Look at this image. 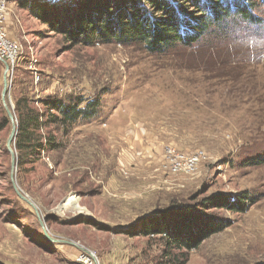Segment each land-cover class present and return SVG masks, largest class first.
Segmentation results:
<instances>
[{
	"label": "rangeland",
	"instance_id": "rangeland-1",
	"mask_svg": "<svg viewBox=\"0 0 264 264\" xmlns=\"http://www.w3.org/2000/svg\"><path fill=\"white\" fill-rule=\"evenodd\" d=\"M28 1L9 0L4 30L18 51L5 77L15 125L22 94L36 108L44 97L72 96L97 100L99 109L66 137L49 127L61 148L16 167V184L60 242L46 239L34 210L13 193L2 149L10 121L0 133V264H76L89 252L98 264H264V0H238L253 6L255 24L232 14L226 33L213 28L162 54L117 43L70 49L24 9ZM36 1L68 19L86 0ZM188 7L186 15L199 16ZM1 67L0 120L7 117ZM168 145L210 160L193 175L164 176L159 158ZM241 192L255 203L245 213L207 210L230 225L195 250L167 258L165 238L139 235L170 205L196 208L210 195Z\"/></svg>",
	"mask_w": 264,
	"mask_h": 264
},
{
	"label": "trees",
	"instance_id": "trees-1",
	"mask_svg": "<svg viewBox=\"0 0 264 264\" xmlns=\"http://www.w3.org/2000/svg\"><path fill=\"white\" fill-rule=\"evenodd\" d=\"M226 2L86 0L82 5L83 13L68 19L55 15L53 8L40 1H28L23 7L51 31L61 35L70 49L91 47L96 43H117L142 45L150 53L162 54L169 49L203 40L213 28L226 33L224 21L232 14L256 23L255 18L250 15L254 8L249 3L244 4L238 0ZM182 4H189L188 10L193 11L191 14L199 11V16L193 18L186 15ZM1 65L0 63V69ZM37 103L40 108L34 106V101L27 94H22L14 101L17 135L13 147L20 170H25L38 161L47 151H58L61 148V144L51 137L49 127L59 128L61 136L66 137L75 124L92 119L99 109L97 100L87 102L86 98L76 99L72 96H67L64 100L57 96H47ZM0 121L1 133L9 126V119L3 115ZM2 149L4 153L7 152L4 147ZM254 203L247 192H241L237 196L213 194L202 199L196 208L175 203L155 213L139 235L165 238V257L170 258L173 251L190 252L197 249L205 240L221 233L230 225L210 215L209 210L245 213Z\"/></svg>",
	"mask_w": 264,
	"mask_h": 264
},
{
	"label": "built area",
	"instance_id": "built-area-1",
	"mask_svg": "<svg viewBox=\"0 0 264 264\" xmlns=\"http://www.w3.org/2000/svg\"><path fill=\"white\" fill-rule=\"evenodd\" d=\"M8 4L9 0H0V58L8 64L9 70H12L18 51L15 44L8 39L4 31L9 17ZM209 160L210 157L203 151L186 153L175 146L168 145L165 146L159 158V168L161 173L167 177L190 176L195 174L201 164ZM76 264L98 263L94 253L89 252L80 255Z\"/></svg>",
	"mask_w": 264,
	"mask_h": 264
},
{
	"label": "water",
	"instance_id": "water-1",
	"mask_svg": "<svg viewBox=\"0 0 264 264\" xmlns=\"http://www.w3.org/2000/svg\"><path fill=\"white\" fill-rule=\"evenodd\" d=\"M0 63L3 65V68H4V74H3L4 88H3V91H2V98L1 99H2V104L4 106V110H5L6 114H7V117L9 119V121L11 122V132H10V134L8 136L7 141H6V150H7L8 154L10 155V182H11L12 190L15 193V195L21 201H23L24 203L29 205L34 210V212L36 213V215H37V217L39 219L40 227H41V229L43 231V234L46 237V239L51 241V242H60L58 240L53 239L52 237H50L48 235V233L46 231V228H45V225H44V221L40 219L35 204L31 201L30 198H28L26 195H24V193L20 190V188L16 184L15 171H16L17 163H16V156H15V151H14L13 144H14V141H15V138H16V135H17V125H15L14 116L12 115L10 109L8 108V106L5 103V95H6V91H7L5 77H6V74L8 73V71H9V66L1 58H0ZM72 198L73 197L70 196L68 199L73 201ZM59 210H61V206H60Z\"/></svg>",
	"mask_w": 264,
	"mask_h": 264
},
{
	"label": "bare ground",
	"instance_id": "bare-ground-1",
	"mask_svg": "<svg viewBox=\"0 0 264 264\" xmlns=\"http://www.w3.org/2000/svg\"><path fill=\"white\" fill-rule=\"evenodd\" d=\"M78 211H82V210L79 208Z\"/></svg>",
	"mask_w": 264,
	"mask_h": 264
}]
</instances>
